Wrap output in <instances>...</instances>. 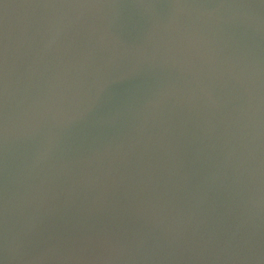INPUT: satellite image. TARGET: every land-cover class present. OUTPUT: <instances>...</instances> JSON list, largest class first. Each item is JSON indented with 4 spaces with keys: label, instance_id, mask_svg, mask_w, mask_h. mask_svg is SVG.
I'll list each match as a JSON object with an SVG mask.
<instances>
[{
    "label": "water",
    "instance_id": "water-1",
    "mask_svg": "<svg viewBox=\"0 0 264 264\" xmlns=\"http://www.w3.org/2000/svg\"><path fill=\"white\" fill-rule=\"evenodd\" d=\"M0 264H264V0H0Z\"/></svg>",
    "mask_w": 264,
    "mask_h": 264
}]
</instances>
